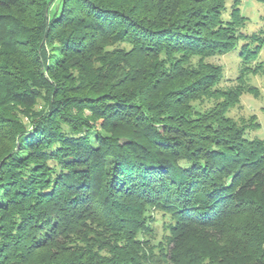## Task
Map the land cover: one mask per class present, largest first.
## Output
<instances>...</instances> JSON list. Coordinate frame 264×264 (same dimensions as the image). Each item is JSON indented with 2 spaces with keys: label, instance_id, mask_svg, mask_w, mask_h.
I'll use <instances>...</instances> for the list:
<instances>
[{
  "label": "trees",
  "instance_id": "trees-1",
  "mask_svg": "<svg viewBox=\"0 0 264 264\" xmlns=\"http://www.w3.org/2000/svg\"><path fill=\"white\" fill-rule=\"evenodd\" d=\"M227 1L0 0V264H264V140L214 63L264 75V27Z\"/></svg>",
  "mask_w": 264,
  "mask_h": 264
},
{
  "label": "rangeland",
  "instance_id": "rangeland-1",
  "mask_svg": "<svg viewBox=\"0 0 264 264\" xmlns=\"http://www.w3.org/2000/svg\"><path fill=\"white\" fill-rule=\"evenodd\" d=\"M243 14L249 19L248 32H257L264 27V21L258 19L262 15V6L255 0H243ZM231 6L232 0L227 1ZM230 11L224 14L228 18ZM247 31V30H246ZM239 51L229 53L223 57L215 58L214 63L218 64L223 73V78L215 90L239 91L242 90L240 101L228 109L227 117L239 126L247 128L248 137L251 139L264 140V75L260 72L248 70L241 80V62ZM220 93V92H218ZM213 96V95H212ZM204 98L198 104L202 111L211 110L218 103L220 95ZM162 229V225H158Z\"/></svg>",
  "mask_w": 264,
  "mask_h": 264
}]
</instances>
